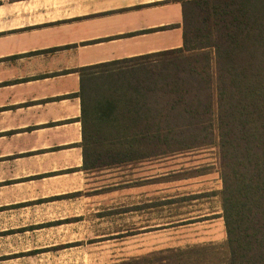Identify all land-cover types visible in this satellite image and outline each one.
<instances>
[{"label":"crops","instance_id":"0c3cea01","mask_svg":"<svg viewBox=\"0 0 264 264\" xmlns=\"http://www.w3.org/2000/svg\"><path fill=\"white\" fill-rule=\"evenodd\" d=\"M181 22L179 0H0V264H21L23 253H36V247L22 249L23 236L35 231L82 240L74 225L86 233L89 225L123 216L132 225L136 215L148 225L97 230L85 239L158 233L157 239L179 241L170 249L194 244L195 224L211 229L222 221L219 197L198 215L199 178H213L203 189L215 201L221 189L209 172L180 182L189 185L187 199L172 190L161 195L148 171L140 183L120 188L117 168H81L79 70L180 48ZM138 192L142 199L135 203ZM121 197L125 212L116 211Z\"/></svg>","mask_w":264,"mask_h":264},{"label":"trees","instance_id":"16d2710c","mask_svg":"<svg viewBox=\"0 0 264 264\" xmlns=\"http://www.w3.org/2000/svg\"><path fill=\"white\" fill-rule=\"evenodd\" d=\"M179 2L180 48L79 70L81 168L215 146L225 240L167 254L264 264V0Z\"/></svg>","mask_w":264,"mask_h":264},{"label":"rangeland","instance_id":"374dc122","mask_svg":"<svg viewBox=\"0 0 264 264\" xmlns=\"http://www.w3.org/2000/svg\"><path fill=\"white\" fill-rule=\"evenodd\" d=\"M126 65L129 64L126 63ZM217 157V148L215 146H205L182 153L163 155L157 159L133 162L117 167L116 182L120 188L129 187V185H136L137 183H140L139 179L141 178V175L148 171L149 176L152 177L150 182L159 183V190L163 191L161 195H166V193H170L168 191L172 190L173 193H178L177 197L187 198L184 196V193L188 191L189 185H185L186 183H180L184 181L185 178H191L194 180L196 177L205 176L209 172L214 175V179L219 181L221 187V182L218 178ZM142 170L144 171L143 173ZM105 177L106 179L109 178L107 176H104V178ZM199 179L200 180H198L196 186L200 193L197 195L196 205L198 208V215H201L214 208V202H217L219 195H217L215 201V199L210 198L212 193L205 192L203 189L205 185L211 187L213 178L210 180L204 178ZM167 182L169 183L166 184ZM133 197L135 203L141 202L142 195L140 192L134 193ZM121 199L123 200V203L120 204V208H117L118 210L116 211L125 212V207L121 206L125 204V200L123 197H121ZM169 202L171 201L166 200L162 203H165V205L168 206L170 204ZM171 209L172 208L170 207L164 208L163 211L169 213ZM143 225L148 224H143L142 218H138L136 215H134L132 225L130 224V221L127 223L126 217L123 216L116 218L112 223L103 222L100 225H89L87 226L86 233L85 226H82V224H78L77 226L74 225V227H79L80 235L84 233V239L82 240L57 237L56 233H58V231H54L53 229L35 231L32 234V238H24L23 236L22 249L25 251V249L36 247L39 250L33 254L23 253L21 264H122L125 261H130L129 264H135L132 260L139 258L145 259L139 264H176L175 257H173L172 254H167V250H175L190 245H220L225 240L222 221H216V224L212 226L211 229L210 227H207V224H195L193 227H196L194 232L197 233V237L194 239V244H183L179 247H173L170 249H168L169 245L176 244L179 241L157 239L159 235L158 233L140 234L134 238H126V234H119L114 239H85L86 235H94L97 230L101 231V233H105L108 231H125L128 228H134L135 231V229ZM210 232L214 233L213 237H216L213 239H205ZM182 233L183 232L176 233V235ZM214 262L215 264H218L216 260Z\"/></svg>","mask_w":264,"mask_h":264}]
</instances>
